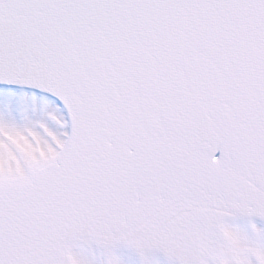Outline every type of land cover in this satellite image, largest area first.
<instances>
[{"label": "snow or ice", "instance_id": "1", "mask_svg": "<svg viewBox=\"0 0 264 264\" xmlns=\"http://www.w3.org/2000/svg\"><path fill=\"white\" fill-rule=\"evenodd\" d=\"M264 264V0H0V264Z\"/></svg>", "mask_w": 264, "mask_h": 264}, {"label": "bare ground", "instance_id": "2", "mask_svg": "<svg viewBox=\"0 0 264 264\" xmlns=\"http://www.w3.org/2000/svg\"><path fill=\"white\" fill-rule=\"evenodd\" d=\"M129 254V256H130V258H129V262H130V264H139V262H138V258L137 257H135L134 255H132V254H130V253H128Z\"/></svg>", "mask_w": 264, "mask_h": 264}, {"label": "rangeland", "instance_id": "3", "mask_svg": "<svg viewBox=\"0 0 264 264\" xmlns=\"http://www.w3.org/2000/svg\"><path fill=\"white\" fill-rule=\"evenodd\" d=\"M123 258L125 260V264H130V262H129V258H130L129 254L123 253Z\"/></svg>", "mask_w": 264, "mask_h": 264}]
</instances>
